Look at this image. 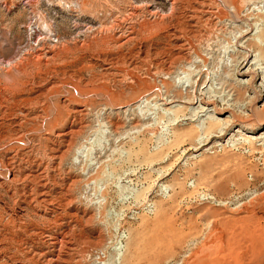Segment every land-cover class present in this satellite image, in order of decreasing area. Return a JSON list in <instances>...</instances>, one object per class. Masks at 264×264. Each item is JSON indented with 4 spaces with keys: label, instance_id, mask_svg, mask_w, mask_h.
I'll return each instance as SVG.
<instances>
[{
    "label": "rangeland",
    "instance_id": "1",
    "mask_svg": "<svg viewBox=\"0 0 264 264\" xmlns=\"http://www.w3.org/2000/svg\"><path fill=\"white\" fill-rule=\"evenodd\" d=\"M172 1L0 0V264H105L112 247V264L263 263L264 148L243 138L264 124L186 146L210 116L264 106L239 16L264 3L237 0L238 15L225 0ZM130 114L141 127L110 126Z\"/></svg>",
    "mask_w": 264,
    "mask_h": 264
},
{
    "label": "bare ground",
    "instance_id": "2",
    "mask_svg": "<svg viewBox=\"0 0 264 264\" xmlns=\"http://www.w3.org/2000/svg\"><path fill=\"white\" fill-rule=\"evenodd\" d=\"M201 1V0H200ZM227 3H229V5L232 7V11L234 14H238L239 13L241 14V11L239 10L240 9V6L239 4L237 3V0H225ZM262 3H264V0H258ZM173 2L174 0L171 2V8H172V5H173ZM196 2V1H195ZM214 2V1H213ZM224 2V1H223ZM205 2H197V9L195 11V13H199L200 16H210L212 14V9L210 10L208 7H205ZM215 4V2H214ZM207 5V4H206ZM192 8V6H190ZM219 7V6H218ZM186 9V8H185ZM217 9V8H216ZM219 9V8H218ZM172 10V9H171ZM222 10V9H220ZM215 11V10H214ZM224 12V11H223ZM219 13V12H218ZM227 13V12H226ZM192 14V13H191ZM229 14V13H228ZM222 16V15H221ZM227 16V15H226ZM240 17L243 16V20L245 21V30H243L242 32H240V36H241V39L244 38V40L242 41L241 44L243 45H240V47L242 49H245L246 51L249 52H252L250 54V56H252L250 62H249V66L245 69V70H249L251 68V66L255 65L257 66L256 67V70L259 71L260 73V81L262 82L261 85L264 89V9L261 11V10H256V11H249V12H246L245 14L243 15H239ZM238 16V17H239ZM211 17V16H210ZM225 17V16H224ZM209 19V17H208ZM224 19V18H223ZM215 20H218L217 18ZM221 21V20H220ZM224 21V20H223ZM214 22V21H213ZM219 23V22H218ZM217 23V24H218ZM222 24V23H220ZM219 24V25H220ZM226 25V24H225ZM242 30V29H241ZM184 44V43H183ZM188 48V47H187ZM249 55H243L241 57V60L238 61V65H237V73L238 71H240L241 68H243L246 63L248 62L249 59H247ZM189 61V60H188ZM14 62V61H9L7 62V67H9L11 65V63ZM105 62V61H104ZM184 72V71H183ZM246 71L240 73L241 75L242 74H245ZM182 73V72H181ZM186 73V72H185ZM187 75V74H185ZM181 80V79H180ZM184 83H186V79L183 80ZM238 82L240 83H243L245 82V80H238ZM162 86L164 88V92H165V97L162 99L160 105H170L172 106V104L177 101L178 99V93L177 91L175 93H171L172 88L168 85H166L164 82H162ZM262 87L259 89L260 93L263 91ZM178 90V89H177ZM254 94H255V91L253 90ZM190 99V98H189ZM142 102L138 103L136 105V109L141 105ZM206 104V103H205ZM264 104V102H263ZM219 105V106H218ZM217 109H220V108H225L227 107L226 106V103H221V102H218L217 103ZM216 106H212V108L215 110V111H218L216 110ZM135 108V107H134ZM133 108V109H134ZM141 108V107H140ZM199 108V107H198ZM158 109V108H157ZM162 109V108H160ZM201 110V108H200ZM203 110H206V109H202ZM209 110V109H208ZM211 110V109H210ZM199 111V110H198ZM77 112V111H76ZM117 112V111H116ZM115 112V113H116ZM123 112V111H122ZM141 112V111H140ZM145 112V111H144ZM219 113L218 114H223L221 113V111H218ZM147 113V112H146ZM165 113V112H164ZM77 114V113H76ZM107 115V114H106ZM210 122H213L214 123V126L213 127H204V124L203 126L201 125V128H203V130L201 131L200 134H198L197 137H195V139L193 141H195L194 143H190L186 146V148L188 150H192V149H199L205 145H207L211 140L217 138V139H220V140H223V138H225L226 134L232 129V126L234 125H237L236 126V130L234 132V135H245L246 134V131L247 132H253L252 129H250L249 127H245L244 126H247L246 124H248V122H250V125H256L257 128L261 125L264 124V106L262 107V109L260 110V112H256V111H253V110H249V112L247 113H244V114H236L234 112L230 113V117L228 119H225V118H219L217 116H210ZM106 118V117H105ZM99 119V118H98ZM81 120V119H80ZM108 120V119H107ZM209 122V123H210ZM72 123V122H71ZM19 124V123H18ZM109 124L110 126L113 128V129H118L119 127H121L123 129V127H127L128 129H134V128H139L141 127V122H139V120H137L135 117H134V114H130L129 117H127L125 120L119 122L117 120H111L109 121ZM84 126V125H83ZM256 128V129H257ZM70 131V130H68ZM94 131V130H93ZM99 131V130H98ZM116 130H114L115 132ZM97 133V130L94 131L93 133V136L96 135ZM67 133V132H66ZM66 133H63V132H56L55 133V137H61L62 139L64 137H66ZM118 133V132H117ZM64 136V137H63ZM91 137H92V134H91ZM134 137V136H133ZM98 138V137H97ZM59 139V138H58ZM96 138H94L95 140ZM99 139V138H98ZM61 139H59L60 141ZM242 140V139H241ZM64 141V140H63ZM89 141V140H88ZM243 141L245 142V144H247V148H264V132H261L260 134H258V137L256 138H252L250 136H245L243 138ZM87 142V141H86ZM94 142V141H93ZM233 142V141H232ZM59 144V143H58ZM114 144V143H113ZM60 145V144H59ZM58 145V146H59ZM57 146V147H58ZM82 146V145H81ZM213 146V145H212ZM78 148H81L80 146ZM194 149V150H195ZM184 150V149H183ZM254 151V150H253ZM77 152V151H76ZM56 156V155H54ZM54 158V157H53ZM93 158V157H92ZM100 154L95 158L97 159V162H102V159H100ZM56 159V158H55ZM59 159V158H58ZM86 160L89 162V158H86ZM91 161V160H90ZM18 162V161H17ZM32 163V162H31ZM40 163V162H39ZM88 164V163H87ZM90 164V163H89ZM88 164V165H89ZM105 165V162L104 164ZM40 166V165H39ZM102 166V165H101ZM50 167V166H49ZM105 167V166H103ZM1 168V167H0ZM44 168V167H43ZM46 171V170H45ZM61 171V170H60ZM46 173V172H45ZM47 175H45L46 177ZM71 180V179H70ZM102 179H97L93 182L94 184V189H96L97 191L101 190L102 188ZM37 186V185H36ZM43 186V185H42ZM35 187V186H34ZM37 188V187H36ZM34 190V189H33ZM36 198V197H35ZM251 199V198H250ZM262 199H264V195H259L256 197V199L254 201H262ZM43 200V199H41ZM51 200V199H50ZM249 200V199H248ZM253 200V199H252ZM44 202V201H43ZM49 203V202H48ZM241 206V205H240ZM108 209V208H107ZM256 205L254 202H250V205L248 206H245V212L248 213V214H252L254 216H258L256 214ZM260 209V208H259ZM238 210V209H237ZM259 211V210H258ZM257 211V212H258ZM259 217V216H258ZM260 218V217H259ZM251 237V236H250ZM253 237V236H252ZM52 238V237H51ZM60 239V238H59ZM250 240V239H249ZM252 240V239H251ZM252 242H254L255 244V247L254 249H252L254 251L255 254L257 255H261L262 259H263V263H264V241L262 238H258L255 236V238H253ZM52 243V242H51ZM54 244V243H53ZM63 245V244H61ZM66 245V244H64ZM64 247V246H62ZM56 248V247H55ZM136 248V246H134L133 248L130 246L128 247V251L125 254V257L127 256H133L134 255V249ZM130 249V251H129ZM137 250V248H136ZM135 250V251H136ZM201 251V250H200ZM251 251V250H250ZM61 252V251H60ZM88 252V251H87ZM130 252V253H129ZM215 252V251H214ZM232 252V251H231ZM71 253V252H70ZM85 254V253H84ZM88 254V253H86ZM105 254V258H104V263L105 264H112L111 260L115 257V253L113 251V247L112 248H109L108 251H106ZM220 254V253H219ZM217 255V254H216ZM55 256V255H54ZM57 256V255H56ZM89 256V255H88ZM201 256V255H200ZM247 256V255H246ZM202 257V256H201ZM205 257V256H204ZM202 257V259H199L197 262H194L193 264H231L228 260H225L223 258H221L220 256H214L212 259H209V258H204ZM50 258V257H49ZM194 258V257H193ZM227 259V258H226ZM58 260H60L58 258ZM65 261V260H64ZM195 261V260H193ZM238 261H240L238 259ZM244 263V262H243ZM262 263V264H263Z\"/></svg>",
    "mask_w": 264,
    "mask_h": 264
}]
</instances>
